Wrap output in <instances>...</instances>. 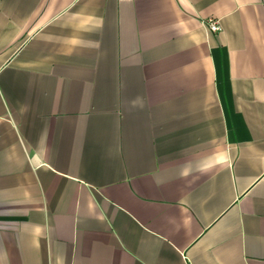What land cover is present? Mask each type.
<instances>
[{
	"label": "crops",
	"instance_id": "obj_1",
	"mask_svg": "<svg viewBox=\"0 0 264 264\" xmlns=\"http://www.w3.org/2000/svg\"><path fill=\"white\" fill-rule=\"evenodd\" d=\"M0 264H264V0H0Z\"/></svg>",
	"mask_w": 264,
	"mask_h": 264
},
{
	"label": "built area",
	"instance_id": "obj_2",
	"mask_svg": "<svg viewBox=\"0 0 264 264\" xmlns=\"http://www.w3.org/2000/svg\"><path fill=\"white\" fill-rule=\"evenodd\" d=\"M208 27L212 32H219L222 28L218 20H210Z\"/></svg>",
	"mask_w": 264,
	"mask_h": 264
}]
</instances>
